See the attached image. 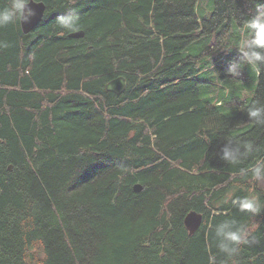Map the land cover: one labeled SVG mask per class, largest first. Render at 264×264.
Returning <instances> with one entry per match:
<instances>
[{"label":"trees","instance_id":"16d2710c","mask_svg":"<svg viewBox=\"0 0 264 264\" xmlns=\"http://www.w3.org/2000/svg\"><path fill=\"white\" fill-rule=\"evenodd\" d=\"M210 1L199 22L198 0H38L32 31L0 28V264H232L209 228L225 219L256 225L236 264H264V181L240 171L264 157V123L246 115L264 103V65L230 76L239 52L224 51L255 7ZM69 11L82 38L55 24ZM120 76L124 92L106 91ZM226 141L253 151L226 163Z\"/></svg>","mask_w":264,"mask_h":264},{"label":"clouds","instance_id":"9594fccd","mask_svg":"<svg viewBox=\"0 0 264 264\" xmlns=\"http://www.w3.org/2000/svg\"><path fill=\"white\" fill-rule=\"evenodd\" d=\"M30 3H38V0H8L7 5L0 8V28L17 23L20 26L30 23L36 15L35 10L29 7ZM252 3L255 7L254 14L240 21L239 39L233 47L224 50L229 51L236 48L239 52L238 59L230 61L226 69L230 76H239L243 65L251 66L256 73H259L260 65H264V2L257 3L256 0H252ZM55 24L66 30L67 33L78 32L81 28L79 16L73 11L58 15ZM6 46L0 42V47ZM246 115L257 123H264V103L254 101ZM252 151V141L235 144L226 141L220 149L219 158L226 163L235 165ZM240 171L241 175L250 172L252 179L264 181V157H256L255 162L249 168ZM224 203H230L239 212L252 216L260 214L262 210L259 199L255 195L236 197L230 192ZM255 227L256 225H245L235 219H225L214 226L209 224V228H212L214 232L216 248L225 255L226 261L231 260L232 264H236L234 258L238 254L240 246L250 243L249 237ZM208 264H216L215 255H209Z\"/></svg>","mask_w":264,"mask_h":264},{"label":"water","instance_id":"95a60500","mask_svg":"<svg viewBox=\"0 0 264 264\" xmlns=\"http://www.w3.org/2000/svg\"><path fill=\"white\" fill-rule=\"evenodd\" d=\"M29 7L35 10L36 15L31 19L30 23L21 25V29L24 34H27L30 31H32L41 22L45 11V5L42 2L30 3ZM68 37L73 39L82 38L83 32L78 31L75 33H70ZM126 85H127L126 79L120 76L109 81L106 84L105 89L106 91L114 93L115 95L119 96L124 92ZM141 189L142 188L139 184H136L134 186L135 192H140ZM201 222H202V216L199 213L192 211L186 215L184 219V226L188 231L189 235L194 234L198 230V228L201 225Z\"/></svg>","mask_w":264,"mask_h":264},{"label":"rangeland","instance_id":"374dc122","mask_svg":"<svg viewBox=\"0 0 264 264\" xmlns=\"http://www.w3.org/2000/svg\"><path fill=\"white\" fill-rule=\"evenodd\" d=\"M195 11L198 21L201 22V20L210 16L213 11V4L210 0H198Z\"/></svg>","mask_w":264,"mask_h":264}]
</instances>
